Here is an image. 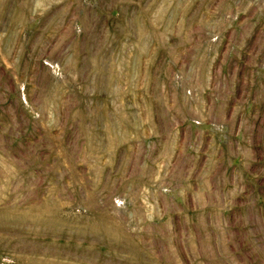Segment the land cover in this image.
<instances>
[{"label": "rangeland", "instance_id": "1", "mask_svg": "<svg viewBox=\"0 0 264 264\" xmlns=\"http://www.w3.org/2000/svg\"><path fill=\"white\" fill-rule=\"evenodd\" d=\"M0 264H264V0H0Z\"/></svg>", "mask_w": 264, "mask_h": 264}]
</instances>
